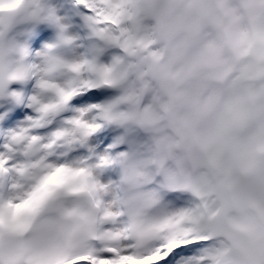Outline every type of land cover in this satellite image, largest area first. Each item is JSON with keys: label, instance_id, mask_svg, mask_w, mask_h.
<instances>
[{"label": "clouds", "instance_id": "obj_1", "mask_svg": "<svg viewBox=\"0 0 264 264\" xmlns=\"http://www.w3.org/2000/svg\"><path fill=\"white\" fill-rule=\"evenodd\" d=\"M50 2L0 0V77L25 67L23 38L48 26ZM122 8L129 51L114 65L112 112L128 148L114 165L119 179L49 195L53 185L40 183L46 157L33 149V165L0 204V264H81L101 254L102 232L131 257L119 264H156L150 243L185 234L208 238L193 264H264V0ZM100 175L70 186L98 185ZM32 191L24 208L5 206Z\"/></svg>", "mask_w": 264, "mask_h": 264}, {"label": "snow or ice", "instance_id": "obj_2", "mask_svg": "<svg viewBox=\"0 0 264 264\" xmlns=\"http://www.w3.org/2000/svg\"><path fill=\"white\" fill-rule=\"evenodd\" d=\"M123 2L51 0L47 23L54 34L38 36L48 42L39 51L29 50L23 69L0 77V204L11 189L19 188L17 180L33 165L36 148L46 157L40 183L53 185L49 195L91 193L107 186L85 180V186L72 187L70 181L114 166L126 154L116 151L125 143L124 135L113 142L111 133L102 131L115 126L112 106L119 97L114 65L129 51L121 25ZM34 195L30 192L29 200L19 205L8 200L5 206L24 208ZM102 217L109 220L112 213L105 210ZM96 239L101 254L78 257L81 264H119L131 258L107 243L113 233L102 232ZM207 239L162 236L150 243L148 252L156 264H193L203 260L197 254Z\"/></svg>", "mask_w": 264, "mask_h": 264}, {"label": "rangeland", "instance_id": "obj_3", "mask_svg": "<svg viewBox=\"0 0 264 264\" xmlns=\"http://www.w3.org/2000/svg\"><path fill=\"white\" fill-rule=\"evenodd\" d=\"M52 2L59 3L62 2V0H52ZM53 34H54L53 30L50 27L42 24L41 27L36 26L26 37L23 38V40L26 46L30 49V51L36 52L40 50V47H42L44 43L48 42V40H43V39L38 41L37 37L40 35H44L51 38ZM102 131L110 132L111 135L114 134L112 138L113 142L115 141L116 137L123 135V129H119L115 126H109L103 129ZM124 145L126 146V148L121 151H127L128 145L126 143H124ZM113 175H116L118 177L113 178ZM118 179H119V168L117 166L109 167L101 171L100 180L105 184H107L106 181H110L109 183H111L117 181ZM174 199H175L174 196L168 197V200H174Z\"/></svg>", "mask_w": 264, "mask_h": 264}, {"label": "bare ground", "instance_id": "obj_4", "mask_svg": "<svg viewBox=\"0 0 264 264\" xmlns=\"http://www.w3.org/2000/svg\"><path fill=\"white\" fill-rule=\"evenodd\" d=\"M39 27H41L42 26V24L41 25H38ZM113 135L114 134H112V138H113ZM125 145L124 144H122V145H120L119 147H118V149H116V151L117 152H119V151H121V150H123V149H125L126 148V146L124 147ZM112 171H114V170H112ZM115 177H118V176H116V175H113V178H115ZM107 182V184L110 182V181H106Z\"/></svg>", "mask_w": 264, "mask_h": 264}]
</instances>
